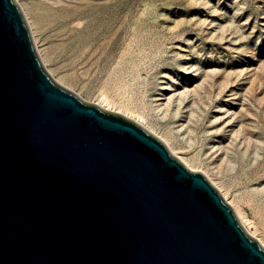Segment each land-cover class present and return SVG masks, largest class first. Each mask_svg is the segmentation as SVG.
<instances>
[{"label":"water","instance_id":"water-1","mask_svg":"<svg viewBox=\"0 0 264 264\" xmlns=\"http://www.w3.org/2000/svg\"><path fill=\"white\" fill-rule=\"evenodd\" d=\"M0 264H264L221 193L43 67L0 0Z\"/></svg>","mask_w":264,"mask_h":264},{"label":"rangeland","instance_id":"rangeland-1","mask_svg":"<svg viewBox=\"0 0 264 264\" xmlns=\"http://www.w3.org/2000/svg\"><path fill=\"white\" fill-rule=\"evenodd\" d=\"M15 1L55 82L161 140L264 248V0Z\"/></svg>","mask_w":264,"mask_h":264},{"label":"bare ground","instance_id":"bare-ground-1","mask_svg":"<svg viewBox=\"0 0 264 264\" xmlns=\"http://www.w3.org/2000/svg\"><path fill=\"white\" fill-rule=\"evenodd\" d=\"M62 1H66V0H62ZM31 26V25H30ZM31 29H32V26H31ZM33 30V29H32ZM62 82H64V80H62V79H60ZM57 84H59L60 85V83H58V82H56ZM101 109H103V110H105V111H107V109H104L102 106L100 107ZM117 114H119V112H117ZM139 124V123H138ZM140 125V124H139ZM171 153H172V151H171ZM175 154V153H174ZM173 153H172V155L174 156V157H176L175 155H174ZM176 158H178V157H176ZM189 170H191V171H193V169H191L189 166H188V164L187 163H185V161L183 160V159H180V158H178ZM225 199H227L226 197H225ZM236 212H237V215H238V218H239V220H240V224L242 225V227L245 229V231L247 232V234L249 235V236H251L252 238L254 237L250 232H249V228H248V226H250V225H252V223H251V221L240 211V210H236ZM256 232H254V234H255Z\"/></svg>","mask_w":264,"mask_h":264}]
</instances>
